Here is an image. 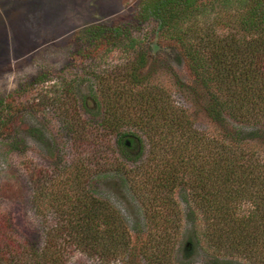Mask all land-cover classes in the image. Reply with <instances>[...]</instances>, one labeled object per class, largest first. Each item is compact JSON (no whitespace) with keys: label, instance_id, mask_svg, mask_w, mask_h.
<instances>
[{"label":"rangeland","instance_id":"obj_1","mask_svg":"<svg viewBox=\"0 0 264 264\" xmlns=\"http://www.w3.org/2000/svg\"><path fill=\"white\" fill-rule=\"evenodd\" d=\"M121 1L115 11L103 13L98 0H0V229L17 248L3 264H37L52 257L59 264H219L198 232L204 227L200 214L194 221L187 216L193 208L188 185L176 188L173 205L158 203L160 212L150 218L146 200L160 180L155 178L160 154L149 153L147 138L129 120L146 118L139 92L166 95L186 111L195 129L220 137L221 128L206 111L209 88L192 70L189 53L205 46L199 60L210 62L209 36L234 32L244 7L224 0H192L185 6L179 0L172 8L177 17L165 14L162 23L144 10L155 0ZM132 74L140 84H132ZM108 112L122 116L117 133L104 127ZM257 129L261 136L248 146L264 159V123ZM123 132L140 137L143 145L140 150L138 138L127 137L129 158L117 143ZM107 158L128 168L145 163L146 172L123 181L101 169ZM82 194L118 211L127 249L103 258L82 252L69 238L65 227L81 221L76 205ZM240 200L238 212L248 215L253 198ZM166 214L172 220H165ZM248 231L252 257L228 247L225 259L232 264H264V232L256 240L253 226ZM102 244L108 245L107 239ZM152 254L160 261H150Z\"/></svg>","mask_w":264,"mask_h":264},{"label":"trees","instance_id":"obj_2","mask_svg":"<svg viewBox=\"0 0 264 264\" xmlns=\"http://www.w3.org/2000/svg\"><path fill=\"white\" fill-rule=\"evenodd\" d=\"M178 1L155 0L151 5H144V10L148 15L163 19L162 23H165V14L171 18L177 17L178 14L172 8L175 9ZM224 1L244 7L231 27L235 31L220 37L215 34L209 36L206 43L209 44L210 62L199 60L202 56L200 50L203 52L205 46H199L189 53L192 70L202 86L209 88L206 111L211 120L219 125L222 135L215 137L195 129L186 111L170 103L166 95L156 97L148 94L145 97L139 92L141 103L146 105V118L139 115L136 120L129 121L139 125L148 140L149 153L152 156L160 154L159 164L155 167L158 169L155 178L160 180L154 186L155 195L146 200V205L150 206L147 208L150 209V218L154 219L160 212L158 203L173 205L176 188L188 185L193 203V208L188 210V218L194 221L197 219L196 213L200 214L204 227L198 232L207 238L214 251L215 261L232 264L225 259L226 248L228 250L232 246L245 257H252L250 251L254 244L249 247L248 227L253 226L257 231L256 240L264 232V159H260L258 152L248 146L250 141L261 136L257 126L264 123V8L262 0ZM192 2L184 1L185 6ZM117 32L119 34V30ZM138 67H132V72ZM135 77L132 74V84H140L141 79ZM121 117L108 112L102 120L106 131L117 133ZM232 121L251 128L238 130ZM134 136L131 132H123L117 138L127 158L131 156L125 139ZM135 137L142 150L140 137ZM101 166L103 170L120 174L123 181L129 178L133 180L137 174L146 172L145 163L128 168L116 158L105 159ZM151 177V173L147 174L146 179ZM244 197L253 198V208L248 215L238 212V203ZM77 201L81 221L75 227L67 225L65 231L82 252L103 257L117 255L127 249L125 223L115 208L87 194L77 197ZM164 219L169 221L171 217L166 214ZM73 231L78 234L72 236ZM6 236L5 231L0 232V264H3L2 259L6 254L7 261H10L17 253V248L6 241ZM104 238L108 245L102 244ZM260 246L264 247V242ZM53 247V240H50L48 248ZM147 257L155 263L160 261L153 254ZM40 260L37 264H59L54 257Z\"/></svg>","mask_w":264,"mask_h":264},{"label":"crops","instance_id":"obj_3","mask_svg":"<svg viewBox=\"0 0 264 264\" xmlns=\"http://www.w3.org/2000/svg\"><path fill=\"white\" fill-rule=\"evenodd\" d=\"M51 1V0H49ZM69 1L71 4H73V1L74 0H67ZM78 0H75V3H77ZM85 2V1H89V0H82V2ZM45 2V1H44ZM122 3L121 0H98V9H100L103 13L106 12V13H109V12H113L115 11V8H116V4L117 3ZM55 3V2H54ZM56 9L57 6H54ZM54 10H51V12H46L47 15H51V13H53Z\"/></svg>","mask_w":264,"mask_h":264},{"label":"water","instance_id":"obj_4","mask_svg":"<svg viewBox=\"0 0 264 264\" xmlns=\"http://www.w3.org/2000/svg\"><path fill=\"white\" fill-rule=\"evenodd\" d=\"M126 144H128V141L126 142Z\"/></svg>","mask_w":264,"mask_h":264},{"label":"flooded vegetation","instance_id":"obj_5","mask_svg":"<svg viewBox=\"0 0 264 264\" xmlns=\"http://www.w3.org/2000/svg\"><path fill=\"white\" fill-rule=\"evenodd\" d=\"M127 142V141H126Z\"/></svg>","mask_w":264,"mask_h":264}]
</instances>
